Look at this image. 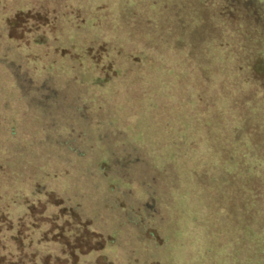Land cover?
I'll return each mask as SVG.
<instances>
[{"label":"rangeland","instance_id":"1","mask_svg":"<svg viewBox=\"0 0 264 264\" xmlns=\"http://www.w3.org/2000/svg\"><path fill=\"white\" fill-rule=\"evenodd\" d=\"M2 183L0 264H264V0H0Z\"/></svg>","mask_w":264,"mask_h":264},{"label":"trees","instance_id":"2","mask_svg":"<svg viewBox=\"0 0 264 264\" xmlns=\"http://www.w3.org/2000/svg\"><path fill=\"white\" fill-rule=\"evenodd\" d=\"M5 184L2 183V185H0V216L1 215H5L7 217L8 214V209L11 210V208L13 210H15L13 207L16 204V200L19 199V194L16 193L14 190L12 189H4ZM33 191V190H32ZM31 191V194H28V196L33 195ZM27 215V209H21L19 210L18 214H17V218L19 219H25ZM12 217V216H11ZM8 219V217H7ZM3 238V237H2ZM5 243V241H2Z\"/></svg>","mask_w":264,"mask_h":264}]
</instances>
